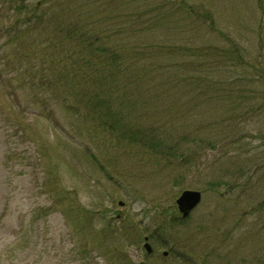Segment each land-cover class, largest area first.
<instances>
[{"label":"rangeland","instance_id":"374dc122","mask_svg":"<svg viewBox=\"0 0 264 264\" xmlns=\"http://www.w3.org/2000/svg\"><path fill=\"white\" fill-rule=\"evenodd\" d=\"M69 2L72 7L83 6L84 17L92 10L86 5H94L90 0H79L78 5V0ZM100 3L108 4L100 15L105 41L121 49L117 55L124 59L133 58L130 54L140 45L138 59L172 64V57L179 54L175 44H187L193 50L201 39L199 46L204 48L227 47L231 40L255 54L260 38L264 39V0ZM42 40L32 44L31 58L47 54ZM151 45L154 55L149 52ZM7 54L16 66L21 65L10 50ZM212 59L209 66L199 62L205 70L194 69L190 84L182 79L172 83V73L162 71L150 90L133 88L137 102L130 111L136 127L164 133L170 150L172 136L188 141L183 146L191 151L189 163L178 175L168 157L170 150L162 154L158 148H137L97 128L95 120L94 127L88 128L64 107L63 96L46 101L48 95L35 97L29 89L10 94L7 88L16 87L19 77L17 71L11 76L0 61V264H198L202 250L213 242L218 245L214 240L219 229L231 222L227 228L234 232L228 248L234 252L227 255L221 247L222 257L227 256L220 264H229L228 257L230 264H264L259 260L264 257V228L257 221L264 217V210L237 223L246 198H238L235 204L209 189V181L228 167L239 168L247 157H255L258 163L263 160L264 113L226 120L232 101L223 103L213 86H204L202 73L213 79L232 73L222 70L220 58ZM258 87L263 89L264 84ZM208 94L212 99H206ZM111 105L119 103L112 100ZM130 106L126 103L121 108L125 113ZM65 131L73 136L67 139L62 135ZM223 131L228 137L223 147L215 148L218 154L206 145L211 138L223 136ZM236 136L239 139L233 140ZM259 175L264 178V169ZM255 178L257 182L258 173ZM257 185L264 189V182ZM185 188L201 190L202 200L188 221L178 225L172 221V209L176 210L175 199ZM262 194L255 191L256 201ZM222 214L227 222L212 224ZM204 219L214 234L208 228L204 231L206 227L197 233ZM145 236L153 248L149 255L142 247Z\"/></svg>","mask_w":264,"mask_h":264},{"label":"trees","instance_id":"16d2710c","mask_svg":"<svg viewBox=\"0 0 264 264\" xmlns=\"http://www.w3.org/2000/svg\"><path fill=\"white\" fill-rule=\"evenodd\" d=\"M90 1L94 5H86L92 10L88 17H84L81 13L83 6L72 7L69 0H0V61L11 76L17 71L19 77L18 82H15L16 87L10 85V90L15 93L17 89L20 92L29 89L30 95L33 91L35 97L39 93L44 96L46 94L48 95L46 101L63 96L64 107L81 117L88 128L94 127L95 120L97 128L126 139L137 148H158L159 153L166 154L171 147L167 144L164 133L138 128L133 124L130 110L137 102L133 88H137L135 91L150 90L158 84L157 77L162 71L172 73V83L182 79L186 84H190L192 71L195 69L196 72H203L204 65L213 64L209 54H218L219 56L212 57L217 59L222 57L221 68L223 71H231V76L225 79H213L207 73H202V76L205 78L204 86H213L223 103L232 101V111L226 120L236 121L245 114L264 113V88L258 87L260 83L264 84V39L260 38V45L255 54L245 51L239 43L231 40L227 47L211 49L205 45L207 48H204L199 46L204 42V39H201L198 45H194L196 47L193 50L189 49L190 45L175 44L173 47L178 46L176 51L179 54L177 58L172 57V64H155L141 57L138 59L142 51L140 45L130 54L133 58L124 59L117 55L121 49H116L112 47L113 44L105 41L103 29L100 27V15L106 13L108 4L101 5V0ZM78 4L79 0L76 5ZM190 12L191 10L188 13ZM262 26L260 23L259 33ZM109 34L107 33L106 37ZM37 38L43 39L41 41L43 52L47 50V54L42 53L38 55L39 58H31L29 52L32 51L31 46L37 42ZM7 50L20 58L25 64L24 67L22 62L20 66H16L8 56ZM149 52L155 54L152 45ZM199 58L201 60L198 61ZM203 60L205 64L201 65L199 62ZM170 67L171 71H166ZM142 74L144 77L140 79ZM198 76L200 77L197 74L196 78ZM197 82L203 83L198 80ZM122 89L124 92L118 94ZM138 94L142 95L141 92ZM206 99H212V94H208ZM112 100H117L118 107L111 105ZM126 103L131 106L124 113L125 108L121 107ZM177 130L178 128L175 131ZM62 135L65 137L67 135V139L73 136L71 131H65ZM238 139L237 136L233 138ZM187 142L184 136L182 138L172 136V149L168 156L172 157V163L176 159L188 162L191 151L184 149L183 146ZM207 145L212 149L216 148L213 141L207 142ZM261 158L263 160L259 164L255 157L245 158L246 164L242 165L239 171L222 173L218 180L212 182V187L224 189L228 193H233L241 187L240 195H247L249 199L254 197L256 184L259 182L249 184L248 182L251 181L255 169L257 171L264 169V152ZM246 167L255 169L246 170ZM246 210L247 215L264 210V194L258 202L248 205ZM257 221L262 223L263 229L264 217ZM246 228L249 231V227ZM229 233L227 231L223 235L222 243L232 240L233 237ZM219 249L211 243L210 253L200 255L198 263L215 264L212 256ZM259 260L262 261L263 257Z\"/></svg>","mask_w":264,"mask_h":264},{"label":"water","instance_id":"95a60500","mask_svg":"<svg viewBox=\"0 0 264 264\" xmlns=\"http://www.w3.org/2000/svg\"><path fill=\"white\" fill-rule=\"evenodd\" d=\"M200 193L192 190H185L181 193L179 198L176 200L179 210L182 212L183 216H186L189 210L199 201ZM145 247L150 251L148 244Z\"/></svg>","mask_w":264,"mask_h":264}]
</instances>
